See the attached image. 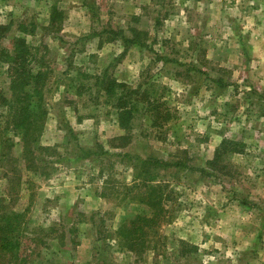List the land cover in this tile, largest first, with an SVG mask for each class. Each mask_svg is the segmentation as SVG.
<instances>
[{"label": "rangeland", "instance_id": "obj_1", "mask_svg": "<svg viewBox=\"0 0 264 264\" xmlns=\"http://www.w3.org/2000/svg\"><path fill=\"white\" fill-rule=\"evenodd\" d=\"M53 6L61 20L51 24ZM8 24L0 29L1 47L11 49L14 36L24 37L50 87L39 137L49 150L34 152L42 159L34 161L38 175L19 157L18 137L0 157V197L28 207L22 253L30 261L264 264V0H0V27ZM108 30L140 32L146 46L125 47ZM103 75L147 88L171 118L154 129L141 109L125 131L96 92L95 79ZM223 138L239 149L213 165ZM96 144L108 153L179 159L193 168L157 176L169 197L167 217L141 257L114 239L121 216L143 207L124 198L138 195L139 188H130L134 170L116 155L76 158L77 146Z\"/></svg>", "mask_w": 264, "mask_h": 264}, {"label": "trees", "instance_id": "obj_2", "mask_svg": "<svg viewBox=\"0 0 264 264\" xmlns=\"http://www.w3.org/2000/svg\"><path fill=\"white\" fill-rule=\"evenodd\" d=\"M61 20V12L53 6L50 12V23L54 24ZM13 25L1 26L0 29L6 30ZM20 29L25 28L23 24L17 25ZM111 40H121L123 46L145 47V42L141 38L140 32L132 31L131 37L124 34L122 30H108ZM110 41V40H108ZM1 47V45H0ZM4 52L5 62L9 83L7 90L0 89V157L4 158L7 152V143L14 145L11 137H18L20 147L19 157L26 161V170L33 175L38 172L35 162L41 161L39 152L34 155L36 150L47 151L48 147L39 143V137L43 130L44 119L47 114L45 107L46 95L50 92L48 87V73L39 63H34L35 56L31 51V46L26 42L24 37L14 36L11 40V49L1 47ZM129 48V47H128ZM77 75L81 74V68ZM82 79H88V75L82 73ZM78 77V76H77ZM99 76L95 79L98 86L97 93L105 99V104L110 103L115 109L118 126L129 132L132 119L143 109L149 118L150 127L161 129L171 118L169 108L163 105L160 97H151L147 93V88L139 84L135 88H129L123 83H119L114 78H103ZM80 80L81 79H77ZM76 93L82 94V88L77 87ZM77 110V107H74ZM78 112V111H77ZM79 114V113H78ZM80 118V115L77 116ZM70 132V126H67ZM10 137H7L8 134ZM119 138L123 139L124 136ZM160 138V137H159ZM75 145H78L74 142ZM239 143L228 141L223 138L214 150L212 164L214 165L223 154L229 151L239 149ZM78 147L76 153L77 159L89 158L95 156L101 158L103 154L109 156H119L127 158L126 162L134 170L133 184L130 188L137 187L138 195L136 197H124L128 203L142 205L141 211L135 213L123 214L119 224L114 231L116 244L136 256L141 257L148 247L149 236L155 226L166 220V202L169 197L165 194V185L157 181L156 178L160 173L178 174L193 170L179 159H163L154 155L140 157L130 155L129 153H108L103 151L99 144L94 148ZM199 172L205 173V169L199 168ZM8 199V201H7ZM12 197H0V264H34L30 261L29 256L22 253L25 231L27 229V211L28 207L19 209L13 206ZM8 202V203H7ZM242 204H246L241 201ZM127 203V205H128ZM249 204V203H247ZM105 239V237H102ZM183 253L189 252L191 246L182 242Z\"/></svg>", "mask_w": 264, "mask_h": 264}]
</instances>
